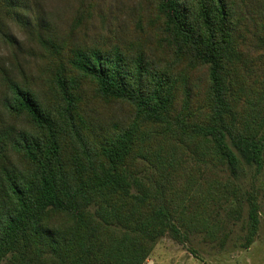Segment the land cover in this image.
I'll list each match as a JSON object with an SVG mask.
<instances>
[{
	"label": "trees",
	"instance_id": "1",
	"mask_svg": "<svg viewBox=\"0 0 264 264\" xmlns=\"http://www.w3.org/2000/svg\"><path fill=\"white\" fill-rule=\"evenodd\" d=\"M151 8L123 47L60 44L39 21L45 85L24 75L0 85V264H145L165 236L199 229L214 241L216 206L239 214L237 181L246 167L264 171V49L250 51L264 42V0ZM26 11L0 0V31L6 18L26 27ZM92 101L129 118L99 115ZM203 165L229 178L204 181ZM254 200L244 248L258 231Z\"/></svg>",
	"mask_w": 264,
	"mask_h": 264
},
{
	"label": "rangeland",
	"instance_id": "2",
	"mask_svg": "<svg viewBox=\"0 0 264 264\" xmlns=\"http://www.w3.org/2000/svg\"><path fill=\"white\" fill-rule=\"evenodd\" d=\"M22 1L27 6L24 12L26 27L6 18L3 20L5 26L0 31V85L5 83L8 76L22 84L23 75L34 86L45 85L42 78L45 76L46 52L36 38L39 34L44 35L45 29L36 27L39 21L41 26L47 22L49 33L60 44L110 47L124 43L128 46L127 40L141 38L145 28H148V12L151 15V2L154 0H150V3L149 0ZM79 19H82L80 25ZM263 49L264 42L250 51L257 56ZM205 75V69H200L194 75L201 94ZM97 104L92 101L90 106L94 109L97 107L99 115L129 118V110L123 105ZM0 115L6 123L9 122L1 108ZM18 127L28 129L22 122L18 123ZM202 171L204 181H226L229 178L227 171L221 167L205 168L203 165ZM237 183L244 195L242 208L236 217L231 218L228 214L230 202L216 206L217 212L213 217L220 221V230L214 241L207 239L206 230L199 229L190 233L183 242L165 236L157 243L145 264H264V171L256 174L255 168L246 167L245 176ZM252 196L259 207L258 231L250 247L244 248L250 231L249 200Z\"/></svg>",
	"mask_w": 264,
	"mask_h": 264
}]
</instances>
